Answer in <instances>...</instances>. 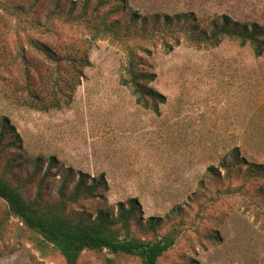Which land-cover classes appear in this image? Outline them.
Returning <instances> with one entry per match:
<instances>
[{
  "label": "rangeland",
  "instance_id": "1",
  "mask_svg": "<svg viewBox=\"0 0 264 264\" xmlns=\"http://www.w3.org/2000/svg\"><path fill=\"white\" fill-rule=\"evenodd\" d=\"M55 1L0 0V118H8L21 138L18 147L0 151V175L32 197L48 168L46 161L36 170L34 159L56 156L59 166L91 176L104 173L112 212L133 197L141 203L144 220H166L177 205L189 224L197 219L196 225L184 227L176 247L159 264H264V179L248 182L247 195L219 197L220 185L207 178L208 167L219 166L234 147L248 162L264 164V55L257 57L250 46L229 39L213 47L184 40L169 49L146 45L140 53L142 68L156 75L149 86L166 100L157 109L145 108L122 83L127 55L110 37L94 41L82 27L62 21L55 22L51 34H20L19 18L4 9L8 3L45 22ZM128 1L141 15L193 11L205 18L228 13L264 24V0ZM96 2L90 0V5ZM108 15L127 19L122 12ZM29 38L65 55L76 54V47L87 41L83 52L91 64L67 106L42 111L16 100L28 93L22 86L27 82L23 67L15 62L20 45L30 63L33 92L40 94L47 85L49 64ZM51 174L44 183L46 197L57 194L61 181L59 168ZM101 201L84 202V209L96 213ZM202 205H208L204 219L199 218ZM7 209L0 198V219ZM19 224L11 217L0 233V264H65L57 250H42ZM107 257L115 264H141L136 257L107 251L85 252L80 264H105Z\"/></svg>",
  "mask_w": 264,
  "mask_h": 264
},
{
  "label": "trees",
  "instance_id": "2",
  "mask_svg": "<svg viewBox=\"0 0 264 264\" xmlns=\"http://www.w3.org/2000/svg\"><path fill=\"white\" fill-rule=\"evenodd\" d=\"M84 2L79 6L72 0H56L45 15V22L32 19L28 12H21L8 3L4 4V9L19 18L16 27L20 34L31 31L51 34L54 32L55 22L62 21L82 27L91 36V40L110 37L122 46L127 55L122 83L131 89L137 103L145 108L157 109L158 103L166 100L165 95L149 86L156 75L142 68L140 53L147 50H144L146 45L158 43L169 49L173 44L184 40L191 46L213 47L229 39L242 46H250L257 57L264 55V24L256 20L238 19L228 13L199 18L193 11L173 15H141L129 7L128 0H97L94 5H90V0ZM107 7L108 11L102 12ZM121 12L127 14V19L123 22L108 15H118ZM29 42L49 64L47 85L40 94L33 92L30 85V63L24 47L20 45L15 62L23 67L27 82L22 86L26 87L28 93L18 96L16 100L42 111L67 106L72 92L81 83L84 68L91 64L88 52H83L88 49L85 45L87 41L84 40L80 47H76V54L72 55L60 54L51 45L37 39L29 38ZM70 70L71 76H68ZM20 140L15 126L8 118L1 117L0 151L18 147ZM34 161L36 170L46 161L48 168L32 197L27 195L22 186L0 175V198L8 207L0 219V233H4L11 217L18 218L23 226L19 224L20 228L29 231L32 240L42 250L47 247L57 250L63 256L65 264H80L85 252L103 251L118 256L136 257L141 264H159L162 257L176 247L184 234V227L196 225L197 219L188 223L187 215L180 205L172 209V215H168L166 220L162 217L144 220L141 217V203L138 198L133 197L117 203L116 212H112L107 205L109 184L104 173L91 176L81 170L75 171L72 167L59 166L56 156L48 159L40 156ZM55 168L60 169V185L55 196L46 197L44 183L52 176L51 170ZM207 170V178L220 185L217 189L219 197L247 195L248 182H253L256 178L264 179V164L248 162L242 157L240 147H234L225 154L219 166L212 165ZM262 197L264 199V192ZM98 199L102 200L103 205L96 213H88L83 203ZM206 206L202 205L200 219H204ZM105 264H115L114 259L107 257Z\"/></svg>",
  "mask_w": 264,
  "mask_h": 264
}]
</instances>
